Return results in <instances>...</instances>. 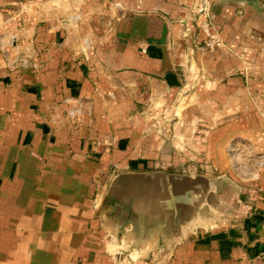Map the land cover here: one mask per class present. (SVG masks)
Here are the masks:
<instances>
[{"label": "crops", "instance_id": "0c3cea01", "mask_svg": "<svg viewBox=\"0 0 264 264\" xmlns=\"http://www.w3.org/2000/svg\"><path fill=\"white\" fill-rule=\"evenodd\" d=\"M196 11L0 0V264H264V166L228 152L264 155V0H211V52Z\"/></svg>", "mask_w": 264, "mask_h": 264}, {"label": "built area", "instance_id": "2783aa9c", "mask_svg": "<svg viewBox=\"0 0 264 264\" xmlns=\"http://www.w3.org/2000/svg\"><path fill=\"white\" fill-rule=\"evenodd\" d=\"M211 9V0H197V11L196 13L203 17V21L201 23L200 29L205 33V43L204 46L208 51H214L217 48L221 47V44L216 39L212 38L209 35L208 27L212 25V17L210 13ZM1 34L0 30V49L2 50V44L13 45L14 38L10 37V39L6 40L4 38L3 42H1ZM14 65L12 61L8 62V66L11 67ZM68 117L76 124H81L85 119L90 120L92 118V110L89 103H84L82 101H76L71 104V107L68 109ZM228 152L231 159V169L232 171L238 175L242 182H247L251 180V177L254 175H248V172L252 171L250 162L253 161L255 165L258 167L264 166V155L257 153L253 146L249 143V141L236 139L232 142L230 147L228 148ZM101 196L97 197V203L101 202ZM131 262L120 261L115 264H130Z\"/></svg>", "mask_w": 264, "mask_h": 264}, {"label": "water", "instance_id": "95a60500", "mask_svg": "<svg viewBox=\"0 0 264 264\" xmlns=\"http://www.w3.org/2000/svg\"><path fill=\"white\" fill-rule=\"evenodd\" d=\"M167 76L169 77L168 79H175V75H173V74H169ZM174 84H177L175 82V80H174ZM150 175H156V174H149L147 176H150ZM169 180H170V182L172 184H176V183H183V184H185L186 182H188V183H186L188 185V187H191L193 185V183H191L192 180H189L188 177H186V176H170L169 177Z\"/></svg>", "mask_w": 264, "mask_h": 264}]
</instances>
